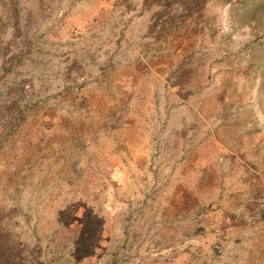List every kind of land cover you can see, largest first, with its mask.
<instances>
[{"label":"rangeland","instance_id":"rangeland-1","mask_svg":"<svg viewBox=\"0 0 264 264\" xmlns=\"http://www.w3.org/2000/svg\"><path fill=\"white\" fill-rule=\"evenodd\" d=\"M0 264H264V0H0Z\"/></svg>","mask_w":264,"mask_h":264}]
</instances>
